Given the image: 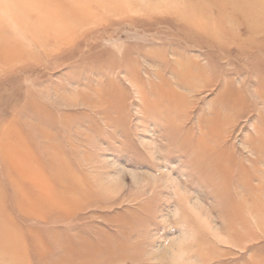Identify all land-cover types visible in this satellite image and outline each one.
I'll use <instances>...</instances> for the list:
<instances>
[{
  "label": "rangeland",
  "instance_id": "374dc122",
  "mask_svg": "<svg viewBox=\"0 0 264 264\" xmlns=\"http://www.w3.org/2000/svg\"><path fill=\"white\" fill-rule=\"evenodd\" d=\"M162 219L264 264V0H0V264H144Z\"/></svg>",
  "mask_w": 264,
  "mask_h": 264
},
{
  "label": "clouds",
  "instance_id": "9594fccd",
  "mask_svg": "<svg viewBox=\"0 0 264 264\" xmlns=\"http://www.w3.org/2000/svg\"><path fill=\"white\" fill-rule=\"evenodd\" d=\"M161 223L166 230L175 234L166 239L149 238L144 264H200L196 248L197 234L183 230L167 219H162ZM158 239L160 244L155 247Z\"/></svg>",
  "mask_w": 264,
  "mask_h": 264
}]
</instances>
